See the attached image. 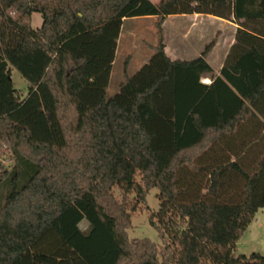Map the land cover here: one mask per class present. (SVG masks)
Listing matches in <instances>:
<instances>
[{"label":"trees","instance_id":"trees-1","mask_svg":"<svg viewBox=\"0 0 264 264\" xmlns=\"http://www.w3.org/2000/svg\"><path fill=\"white\" fill-rule=\"evenodd\" d=\"M188 13L240 25L219 74L214 41L166 54ZM146 15L154 53L107 97L123 21ZM153 187L161 244L127 232ZM262 208L264 0H0V264H264L235 251Z\"/></svg>","mask_w":264,"mask_h":264},{"label":"rangeland","instance_id":"rangeland-1","mask_svg":"<svg viewBox=\"0 0 264 264\" xmlns=\"http://www.w3.org/2000/svg\"><path fill=\"white\" fill-rule=\"evenodd\" d=\"M42 21L43 18L40 13L34 12L32 14L31 24L33 27L40 26ZM132 27L136 28L135 35L128 34V29ZM122 28V37L117 46L111 78L106 91L107 97L119 91L120 83L126 74L133 75L143 65V61L149 60L154 50L147 42L154 44L157 40L156 27L152 20L129 18ZM11 78L20 96L25 97L28 93V81L14 67L11 68ZM146 205L148 206L146 209L135 212L132 216V225L127 229L128 236L130 239L148 238L156 244H161L159 232L150 221L152 212H157L160 207L158 188L153 187L149 190ZM257 216L254 225L247 229L238 241L236 253L259 252L264 255V211H260ZM81 222L79 227L86 230L88 222L86 220Z\"/></svg>","mask_w":264,"mask_h":264},{"label":"crops","instance_id":"crops-1","mask_svg":"<svg viewBox=\"0 0 264 264\" xmlns=\"http://www.w3.org/2000/svg\"><path fill=\"white\" fill-rule=\"evenodd\" d=\"M151 1L158 3L160 0ZM131 18L152 20L154 25L157 19L154 15ZM127 19L129 18L124 19L122 27ZM163 26L165 33V51L172 60H192L201 55L206 46L214 41L212 48L207 53V60L214 69L215 75L220 73L229 50L235 42L237 29L240 27L233 19H226L204 13L171 14L166 17ZM122 29L118 39V45L122 37ZM136 32L135 27L128 29L129 35H135ZM147 44L151 47L155 43L147 42ZM143 62L146 63L147 61ZM211 81L212 78L210 75L201 78V82L206 84L211 83ZM260 211H264V208L257 211L248 229L254 225L253 223L257 220V215Z\"/></svg>","mask_w":264,"mask_h":264},{"label":"bare ground","instance_id":"bare-ground-1","mask_svg":"<svg viewBox=\"0 0 264 264\" xmlns=\"http://www.w3.org/2000/svg\"><path fill=\"white\" fill-rule=\"evenodd\" d=\"M82 223V222H81Z\"/></svg>","mask_w":264,"mask_h":264}]
</instances>
